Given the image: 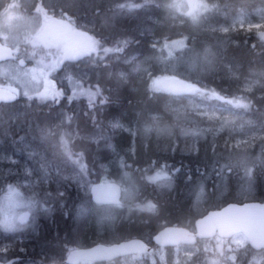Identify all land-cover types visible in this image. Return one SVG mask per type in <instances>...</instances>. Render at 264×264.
I'll use <instances>...</instances> for the list:
<instances>
[{
	"label": "trees",
	"instance_id": "obj_1",
	"mask_svg": "<svg viewBox=\"0 0 264 264\" xmlns=\"http://www.w3.org/2000/svg\"><path fill=\"white\" fill-rule=\"evenodd\" d=\"M206 1L212 4V12L264 6V0ZM40 4L54 16L65 12L75 24L88 23L92 41L79 57L58 51L50 56L48 60L54 62L47 73L46 83L50 84L45 97L18 95L15 101L0 104V149L18 148L20 137L52 149L60 140L61 131L55 125L60 119L68 120L69 126L80 132L91 134L99 129L103 139L95 143L68 139L66 148L58 149V157H78L81 166L95 177L94 182L102 172L98 164L106 162L110 168L107 177L117 182L124 168L137 186L135 200L152 201L153 208L147 213L132 209L120 216L117 204H96L90 195L81 201L78 193L66 186L56 195L52 184L46 186L45 177L37 175L41 187L36 224L26 232L0 235V260L20 257L11 264H25L26 258L42 263L56 255L63 264L74 246L129 237L149 241L166 224L193 229L194 218L225 202L264 199L261 31L205 29V14L198 23L184 16L182 23L172 22L169 16L176 12L169 0H40ZM40 50L42 54L47 51ZM131 54L133 58L126 62ZM165 75L184 78L188 88L197 92L193 99L206 108L230 111L216 120L198 114L183 99H176L178 94L156 85L155 79ZM245 77H256L258 82L250 90L243 89ZM244 117L249 132L260 135L251 150H237L226 140L232 135L231 126ZM110 120L134 129L112 131L107 125ZM216 128L219 131L214 134ZM190 137H197L196 151L183 154L179 145ZM163 167L170 184L158 185L147 179ZM9 172L4 162L0 163V195L7 181L30 179ZM220 190L224 194L218 199ZM92 205L101 209L93 211L96 216L89 222L84 215L76 216L79 207ZM230 238L213 236L192 245H177L195 247L191 254L177 251L176 246H154L153 251L163 250V259L153 264H212V259L226 264H255V259H260L264 264V249L255 250L247 242L235 245Z\"/></svg>",
	"mask_w": 264,
	"mask_h": 264
},
{
	"label": "rangeland",
	"instance_id": "obj_2",
	"mask_svg": "<svg viewBox=\"0 0 264 264\" xmlns=\"http://www.w3.org/2000/svg\"><path fill=\"white\" fill-rule=\"evenodd\" d=\"M169 3L174 7L176 13L170 14L169 18L172 22L182 23L183 16L190 18L194 23L200 21L202 14L206 15V21L203 22V28L205 29H218L220 31H236L238 29L254 28L259 30L262 37H264V6L258 5L250 10L243 7L238 8H221L212 12V4H209L206 0H169ZM0 24L3 31H7V40L13 45H19L23 43L25 37L28 40L27 52L24 53L25 65H19L18 61H4L0 63V81L5 87L15 91L19 96H40L45 97L47 91L49 77L48 70L51 67L53 60H48L50 56L57 52L62 55H67L68 51L72 49L76 42V35L74 30L86 32L89 30L88 23L80 22L75 24L67 21L66 17H63L59 21L55 19H48L45 15L40 17L25 15L17 10L16 7H9L7 10L0 11ZM218 16L220 18H218ZM211 17V18H210ZM61 18V17H60ZM153 20H157L154 16H151ZM203 19V18H202ZM37 32V35L33 34ZM92 41V37L83 43L71 57H79L86 52V47ZM47 51H42L40 49ZM133 58V54L126 58V62ZM123 75L122 73H120ZM160 77H157V81ZM258 80L256 77H245L242 80L243 89H252ZM80 84V83H77ZM82 92V91H79ZM193 88H188L186 91L176 96V99H183L190 109H194L198 114L207 115L210 120H216L220 118L225 112H229V109H221L215 107L212 109L206 108L204 105L197 103L192 97L196 94ZM222 114V115H221ZM245 119H240L236 125H232V135L226 137V140L236 145L237 150L253 149L256 138L260 139V135L255 131L249 132L246 128ZM68 120L64 121L60 119L55 125L61 131L59 137V143L50 148L39 147L32 143L28 137H20L19 147L12 151H3L0 149V163L4 162V166L7 172L17 171L28 175L30 179L19 180L15 178L6 182L5 189L0 195V235L2 237L8 235H14L16 232L30 230L36 224V217L39 214L37 201V194L39 193L41 185L37 181V175L45 177V185L50 182L56 195L63 193L62 186H66L78 193V198L81 201L86 200L89 196V187L94 182L95 177L84 169L79 158L66 155V158L58 157V149L66 148L68 139L73 140L80 138L88 140L89 142H98L104 138V134L99 129L89 134L80 132L75 127L69 126ZM110 130H126L131 131L129 125L120 122L119 120H110L107 122ZM74 126V124H73ZM214 134L218 133L216 128ZM258 131V130H256ZM264 137V135L262 136ZM264 139V138H263ZM197 137H190L179 145V151L183 154L189 152H195ZM42 147V148H41ZM7 163V164H6ZM14 165V166H12ZM7 166V168H6ZM12 166V167H11ZM98 168L101 169L99 174L100 180H109L107 177V170L110 169L106 162L98 164ZM165 169H156L153 173L149 174L148 180L157 182L158 185L170 184V180L165 176ZM11 173V172H9ZM93 177V178H92ZM120 185L122 187V200L117 204V211L120 216H126L131 213L132 209L137 212L147 213L153 208V202H141L135 200L138 194L137 186L133 185V180L124 168L119 173ZM99 180V181H100ZM114 180V179H113ZM248 189L249 184L246 183ZM223 190H220L217 194V198H223ZM81 195V196H80ZM90 198V196H89ZM100 207L95 206H81L78 208L76 216L81 217L84 215L87 217L88 222L95 217L94 210H100ZM27 214L25 218H22L23 214ZM98 216L99 213H97ZM103 214V213H101ZM105 215V214H103ZM93 216V217H92ZM102 217V215L100 216ZM229 240L225 241L228 245ZM230 242L235 245H243L247 242L246 237L239 233L230 238ZM5 243V242H4ZM248 243V242H247ZM177 251L184 252L185 254H191L194 252L195 247L176 246ZM118 258V259H116ZM114 259L95 260V261H80L76 264H153L157 260L163 259V250L156 249L150 253L144 254H129ZM64 259V258H63ZM63 264H67L63 261ZM143 259V260H142ZM139 260H142V262ZM212 264H226L225 261L212 259ZM61 260L56 255H51L47 260L42 263H37L31 260H25V264H60ZM255 264H260V259H255Z\"/></svg>",
	"mask_w": 264,
	"mask_h": 264
},
{
	"label": "water",
	"instance_id": "obj_3",
	"mask_svg": "<svg viewBox=\"0 0 264 264\" xmlns=\"http://www.w3.org/2000/svg\"><path fill=\"white\" fill-rule=\"evenodd\" d=\"M87 40V33L77 34L76 42L68 54H74ZM15 53V49L0 41V61L14 58ZM156 85L175 94H181L188 89L189 84L177 75H165L156 81ZM17 96L15 91L0 84V104L15 101ZM89 195L96 204H119L122 200V187L120 183L111 179L95 181L89 187ZM26 216L25 213L22 218ZM192 224L193 229L187 225H163L149 241L129 237L112 243L97 242L89 246H74L67 251L63 261L67 264H76L81 260L114 259L129 254L150 253L154 246L191 245L198 239L213 236L230 238L239 233L246 237L253 249H264V199L225 202L216 208L207 209L194 218ZM19 258L0 260V264H11Z\"/></svg>",
	"mask_w": 264,
	"mask_h": 264
},
{
	"label": "flooded vegetation",
	"instance_id": "obj_4",
	"mask_svg": "<svg viewBox=\"0 0 264 264\" xmlns=\"http://www.w3.org/2000/svg\"><path fill=\"white\" fill-rule=\"evenodd\" d=\"M11 6H12V8L16 7L19 12H21L25 15H29V16H37L36 14L39 13L40 17L45 15L48 19H55V21H59L63 17H66L67 21H69L71 23H73V21H74L73 17L70 16L68 13H65V12H62L60 14H57V16H54V13L51 11V9L45 8L40 4V0H0V11L7 10ZM80 33H81V31L74 30V34L76 36H77V34H80ZM83 33H87L88 39L90 38L91 34H90V31L88 29H86V32H83ZM33 35L36 36L37 32L34 33ZM7 36H8L7 31H3L1 29V24H0V41L16 50L14 58H10V59L4 60V61H9V60L10 61H13V60L16 61L17 60L19 65H25L26 62L24 61V53H26L28 51L27 50V48H28L27 38L25 37V39H24L25 41L23 43H20L19 45H13L7 40ZM20 60H22L23 62L21 63ZM4 61H0V63L4 62ZM81 261H83V260H81Z\"/></svg>",
	"mask_w": 264,
	"mask_h": 264
},
{
	"label": "bare ground",
	"instance_id": "obj_5",
	"mask_svg": "<svg viewBox=\"0 0 264 264\" xmlns=\"http://www.w3.org/2000/svg\"><path fill=\"white\" fill-rule=\"evenodd\" d=\"M197 242V241H196ZM195 244V243H194ZM185 245V244H184ZM192 245V244H191ZM26 259H28V258H26Z\"/></svg>",
	"mask_w": 264,
	"mask_h": 264
}]
</instances>
